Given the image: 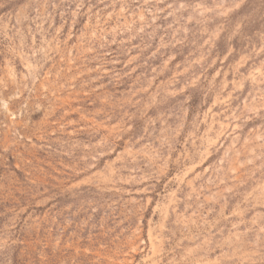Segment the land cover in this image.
<instances>
[{
    "label": "rangeland",
    "instance_id": "obj_1",
    "mask_svg": "<svg viewBox=\"0 0 264 264\" xmlns=\"http://www.w3.org/2000/svg\"><path fill=\"white\" fill-rule=\"evenodd\" d=\"M0 264H264V0H0Z\"/></svg>",
    "mask_w": 264,
    "mask_h": 264
}]
</instances>
